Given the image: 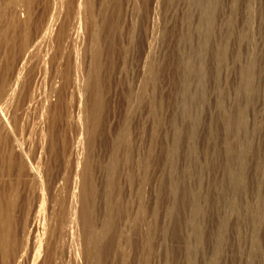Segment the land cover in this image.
<instances>
[{
	"label": "rangeland",
	"instance_id": "obj_1",
	"mask_svg": "<svg viewBox=\"0 0 264 264\" xmlns=\"http://www.w3.org/2000/svg\"><path fill=\"white\" fill-rule=\"evenodd\" d=\"M0 264H264V0H0Z\"/></svg>",
	"mask_w": 264,
	"mask_h": 264
},
{
	"label": "bare ground",
	"instance_id": "obj_2",
	"mask_svg": "<svg viewBox=\"0 0 264 264\" xmlns=\"http://www.w3.org/2000/svg\"><path fill=\"white\" fill-rule=\"evenodd\" d=\"M39 213V212H38ZM39 223V222H38Z\"/></svg>",
	"mask_w": 264,
	"mask_h": 264
}]
</instances>
